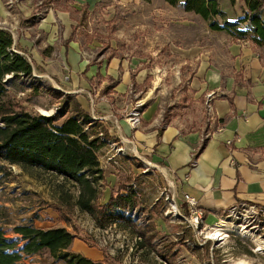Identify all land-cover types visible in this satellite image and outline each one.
I'll return each instance as SVG.
<instances>
[{"label":"rangeland","instance_id":"374dc122","mask_svg":"<svg viewBox=\"0 0 264 264\" xmlns=\"http://www.w3.org/2000/svg\"><path fill=\"white\" fill-rule=\"evenodd\" d=\"M5 1L0 3L5 6ZM11 1L22 6L19 9L22 17L15 27L0 18V29L11 34L15 50L30 19L37 20L47 7L59 6L67 10L66 19L55 18L54 33L45 36L54 37L55 42L44 47L41 63L51 61L47 57L52 51L67 49L70 39L77 41L80 51L88 55L84 58L79 52L74 63L67 57H52V61L65 67L53 74L38 66L25 52L32 73L34 69L38 77L32 74L13 80L6 75L5 80L11 81L2 102L15 110L51 115L65 104L71 109L73 98L80 99L91 120L96 121L92 125L98 130L104 126L111 135L109 139L103 137L105 145L97 153L102 173L95 185L96 203H106L110 191L118 185L123 191H134L135 204L125 214L138 226L149 229L147 237L151 240L150 243L147 237L140 238L136 230L117 224L97 226L89 213L75 205L78 190L72 181L50 172L26 171L18 165L0 162V227L6 238L17 241L14 250L24 244L14 226L31 224L44 229L64 227L73 236L66 251L102 264H171L161 255L168 252L175 255L174 264H264V229L246 234L233 226L223 240L208 241L203 246L195 244L191 231L174 215L175 205L171 203L174 182L165 174L162 164L153 160L155 151L145 149L132 135L125 134L127 127L133 130L155 117L163 123L178 120L186 129L199 126L205 133L211 119L207 107L204 109L203 94L213 82L212 73H220L223 84L237 48L262 46L253 41L246 22L232 27V31L213 30L208 20L185 11L182 3L172 5L166 0H104L90 9L81 4L76 8L70 0ZM218 1L225 12L224 17L217 18L220 23L248 14L241 0L233 4L229 0ZM261 9L264 11V5ZM238 29L246 33L241 34ZM42 34L34 44L40 43ZM112 56L117 57L110 66ZM85 59L91 66L105 62L108 70L113 71V80L105 77L109 83L106 93L79 90L75 65ZM125 72L131 75V80L110 96ZM98 95L113 99V112L107 115L97 111ZM132 112L137 113L131 116L138 121L128 119ZM22 261L68 264L61 253L52 257L47 250L22 254Z\"/></svg>","mask_w":264,"mask_h":264},{"label":"crops","instance_id":"0c3cea01","mask_svg":"<svg viewBox=\"0 0 264 264\" xmlns=\"http://www.w3.org/2000/svg\"><path fill=\"white\" fill-rule=\"evenodd\" d=\"M102 1L70 0V3L76 8L81 4L90 9ZM21 7L14 1H5V6L0 3V18L4 23L18 26L22 17L19 12ZM260 13L264 19L263 9ZM66 15L67 10L59 6L57 9L47 7L37 20L31 18L29 22L28 19L30 24L23 29L17 51L23 55L27 52L38 66L53 74L60 73L65 67L52 61V57H67L74 63L80 52L86 58L88 54L84 50L80 51L77 41L70 39L67 49L52 51L47 57L51 61H44V65L41 63L44 47L55 42L54 37H50L57 25L55 18L65 21ZM41 33L44 37L39 38L40 43L34 44ZM47 33L50 36L46 39ZM24 35L30 37L29 40L24 39ZM116 57H111L110 66L115 63ZM233 61L223 84L220 82V73H212L213 82L203 94L204 109L207 103L211 106L208 111L211 120L205 133L203 128L202 132L199 130V126L186 129L178 120L163 123L157 117L133 130L130 126L125 129L127 136L132 135L145 149L155 151L153 160L162 164L165 174L174 182L177 203L182 204L180 197L183 193L197 200L204 211L206 224L216 222L223 210L237 202L264 206V45L259 49L249 45L237 48ZM75 66V74H79L75 83L79 85L80 91L104 94L109 86L105 77L113 80L115 76L105 62L91 66L85 59ZM129 79L131 75L125 72L110 96L125 87ZM112 101V98L109 100L98 95L97 111L107 115L113 112ZM229 140L231 142L227 143ZM192 156L195 165L190 164Z\"/></svg>","mask_w":264,"mask_h":264},{"label":"trees","instance_id":"16d2710c","mask_svg":"<svg viewBox=\"0 0 264 264\" xmlns=\"http://www.w3.org/2000/svg\"><path fill=\"white\" fill-rule=\"evenodd\" d=\"M166 1L172 5L182 3L185 11L194 12L208 20L213 30L232 31V27L237 28L239 23L246 22L253 41L264 45V19L260 13L264 0H241L248 14L223 23L217 20L225 16L218 0ZM229 1L233 4L236 0ZM238 31L246 33L244 30ZM12 44L11 34L0 29V162L18 165L26 171L50 172L72 181L78 190L75 205L89 213L97 226L105 227L113 223L136 230L140 238L147 237L149 229L138 226L125 214L135 204L134 191H123V187L118 185V188L110 191L106 203H96L98 190L95 185L102 173L97 153L105 145L103 137L109 139L111 135L104 126L98 130L92 125L96 121L91 120L89 111L76 97L73 98L71 109H67L69 105L65 104L64 108L51 115L15 110L2 102L7 84L11 81L5 80L6 75H11L13 80L32 77L31 63L23 54L13 51ZM13 230L21 236L24 244L15 251L17 241L6 238L0 227V264H26L22 261V254H39L42 250H47L52 257L61 253L68 264L103 263L66 251L73 242V236L64 227L44 229L31 224H19ZM149 238L148 235L150 242ZM161 255L164 260L174 264V254L168 252Z\"/></svg>","mask_w":264,"mask_h":264},{"label":"built area","instance_id":"2783aa9c","mask_svg":"<svg viewBox=\"0 0 264 264\" xmlns=\"http://www.w3.org/2000/svg\"><path fill=\"white\" fill-rule=\"evenodd\" d=\"M8 2H11V0H8ZM12 50L15 52L17 51L13 47ZM32 74L33 76L38 77V75L35 74L34 69ZM210 110L211 106L207 103V111ZM131 114L135 113H130V116ZM130 121H138V118L135 120L134 117H132V120ZM230 142L231 141L229 140L227 143ZM193 156L190 161L191 165H195L196 163ZM176 198L177 195L174 186V191L171 192V203L175 205L174 215L177 220L186 225L191 231L195 244L200 246H203L208 241L225 239L229 236V233L233 231L230 228L233 226L238 232L246 234L249 232H259L264 229V206L250 202H237L223 210L222 213L218 215V220L216 222L213 224H206L204 221V211L193 196L188 193H183L180 197L182 201L180 206L178 205Z\"/></svg>","mask_w":264,"mask_h":264},{"label":"bare ground","instance_id":"6f19581e","mask_svg":"<svg viewBox=\"0 0 264 264\" xmlns=\"http://www.w3.org/2000/svg\"><path fill=\"white\" fill-rule=\"evenodd\" d=\"M134 113L137 114L136 112H134ZM135 114H131V115H135ZM135 116H136V115H135ZM128 119L132 120V117H131V116H128ZM123 140L126 141V142L129 141L128 139H124V138H123ZM132 148H133V151L136 150L134 146H133ZM169 183H170V185L173 186V182H172L171 180L169 181ZM239 264H241V263H239Z\"/></svg>","mask_w":264,"mask_h":264},{"label":"water","instance_id":"95a60500","mask_svg":"<svg viewBox=\"0 0 264 264\" xmlns=\"http://www.w3.org/2000/svg\"><path fill=\"white\" fill-rule=\"evenodd\" d=\"M16 52L20 53L19 51H16ZM21 54H22V53H21Z\"/></svg>","mask_w":264,"mask_h":264}]
</instances>
